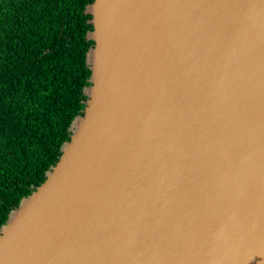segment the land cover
<instances>
[{
  "label": "water",
  "instance_id": "obj_1",
  "mask_svg": "<svg viewBox=\"0 0 264 264\" xmlns=\"http://www.w3.org/2000/svg\"><path fill=\"white\" fill-rule=\"evenodd\" d=\"M84 13L82 114L0 264H264V0Z\"/></svg>",
  "mask_w": 264,
  "mask_h": 264
},
{
  "label": "trees",
  "instance_id": "obj_2",
  "mask_svg": "<svg viewBox=\"0 0 264 264\" xmlns=\"http://www.w3.org/2000/svg\"><path fill=\"white\" fill-rule=\"evenodd\" d=\"M91 0H0V226L43 182L84 108Z\"/></svg>",
  "mask_w": 264,
  "mask_h": 264
}]
</instances>
